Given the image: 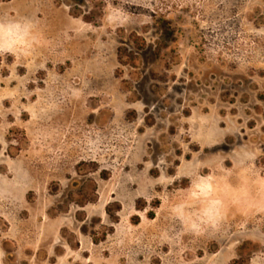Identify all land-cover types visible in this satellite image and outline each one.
<instances>
[{
	"label": "rangeland",
	"instance_id": "obj_1",
	"mask_svg": "<svg viewBox=\"0 0 264 264\" xmlns=\"http://www.w3.org/2000/svg\"><path fill=\"white\" fill-rule=\"evenodd\" d=\"M12 21L0 264H264V0H0Z\"/></svg>",
	"mask_w": 264,
	"mask_h": 264
},
{
	"label": "clouds",
	"instance_id": "obj_2",
	"mask_svg": "<svg viewBox=\"0 0 264 264\" xmlns=\"http://www.w3.org/2000/svg\"><path fill=\"white\" fill-rule=\"evenodd\" d=\"M30 24L28 23H20L16 21L8 22V23H0V28H2L5 33L11 34L16 39H21L28 31ZM208 223H215V217L210 216ZM191 227L193 229H198L199 225L192 224Z\"/></svg>",
	"mask_w": 264,
	"mask_h": 264
}]
</instances>
